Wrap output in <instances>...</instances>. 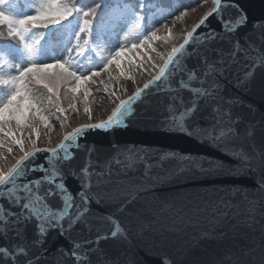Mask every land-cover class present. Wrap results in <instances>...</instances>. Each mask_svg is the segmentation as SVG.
<instances>
[{"label": "snow or ice", "instance_id": "1", "mask_svg": "<svg viewBox=\"0 0 264 264\" xmlns=\"http://www.w3.org/2000/svg\"><path fill=\"white\" fill-rule=\"evenodd\" d=\"M205 6L190 30L173 34L177 21ZM18 7L14 0H0V149L14 159L10 167L0 166V264H43L53 235L66 241L54 249L63 264H116L100 241L124 242L134 235L121 217L146 188L126 186L123 200L95 224L91 206L103 203L97 198L102 185L142 157L101 154L87 143V134L126 127L136 102L153 90L164 93L155 117L163 130L216 144L240 161L254 186L253 198L246 193L240 206L223 197L193 206L164 202L154 211L157 220L236 214L255 223L264 217V137L257 141L255 126L245 125L246 117L236 111L238 98H226L221 89V81L239 68L229 80L233 90L264 98V7L253 18L242 0H197V8L180 11L171 26L167 18L153 23L145 0H29L22 14ZM159 41L165 51L157 50ZM85 60L92 66L85 68ZM137 73L150 79L140 86ZM128 82L134 86L130 95ZM96 83L114 107L106 119L92 122L88 101L95 99ZM78 98L89 122L65 132L55 146L38 147L41 127L51 145L50 116L67 128L69 111L79 114ZM248 110L254 111L251 105ZM0 159L7 156L0 152ZM208 164L210 173L229 171L222 162ZM68 176L77 182L74 193L65 183ZM241 259L264 264V242ZM159 264L173 261L164 254Z\"/></svg>", "mask_w": 264, "mask_h": 264}, {"label": "water", "instance_id": "2", "mask_svg": "<svg viewBox=\"0 0 264 264\" xmlns=\"http://www.w3.org/2000/svg\"><path fill=\"white\" fill-rule=\"evenodd\" d=\"M242 3L253 18L264 7L262 0H242ZM239 71L235 68L234 74ZM234 74L221 81L222 92L226 98H238L236 111L246 117L245 125L251 123L255 126L253 134L259 141L264 137V120L261 119L264 117V98L234 91L229 82L234 79ZM163 101L164 93L157 94L153 90L136 102L126 127L108 132L95 130L87 134V143L98 148L101 154L119 152L124 159L133 152L142 157L135 160L132 169L121 170L118 176L113 177L112 183L100 187L97 198L103 203L91 206L95 215L89 219L93 224L98 215L111 211L123 200L126 186L144 185L146 188L121 217L133 227L134 235L124 242L101 240L100 246L115 257L116 264H159V258L164 254L171 257L173 264H243L241 254L250 248H258L264 242V217L258 215L256 222L252 223L248 217L236 214L222 219L207 214L186 216L175 221L157 220L154 215L164 202L176 207L193 206L223 197L233 206H240L246 193L252 194L249 199L254 196L253 180L237 158L225 155L221 148L208 140L169 133L159 126L155 117ZM249 105L254 109L251 113ZM110 113L102 119H92V122L104 120ZM88 122L85 120L83 123ZM62 136L51 145L44 142L37 143V146H55ZM172 153L175 155H170ZM210 160L222 162L229 171L210 173ZM12 163L14 159L6 167ZM65 183L74 193L76 180L68 176ZM141 224L144 226L142 234ZM84 235L90 234L85 231ZM91 235L94 238V234ZM60 244L66 245V241L57 239L55 235L50 238L48 247L52 250L44 257L43 264H63L59 253L54 250Z\"/></svg>", "mask_w": 264, "mask_h": 264}, {"label": "rangeland", "instance_id": "3", "mask_svg": "<svg viewBox=\"0 0 264 264\" xmlns=\"http://www.w3.org/2000/svg\"><path fill=\"white\" fill-rule=\"evenodd\" d=\"M195 8H197V6ZM189 13L192 14L191 11ZM196 21H197V19L191 20V19L187 18L186 23L188 26H191ZM180 29L181 30L186 29V27L181 24ZM48 58H50V56ZM84 65H85V62H84ZM85 67H86V65H85ZM146 75H147V73H144L143 75H140L141 77L139 76L137 78L138 84L141 83L142 78ZM105 82H107V81H105ZM91 86L93 89V94L95 96V99L90 97L89 101H88V105L92 110V117H94L95 119H102L107 113H109L113 109L114 104L111 102V99L108 95H106L105 93H103L101 91H97V89L100 90V87H102V90H104L103 85L96 83V84H92ZM127 87H128V94H130L132 92L131 87H133L131 82H128ZM77 105H78V108L80 109V112L77 115V114H72L69 111V113H68V117H69L68 118V127L67 128H61L59 125V122L56 120L55 116L49 117L50 121L54 125V129L50 133L51 138H52L51 142H56L68 129H72L73 127L77 126L80 122L84 121L87 118V116L83 113L84 102H83L82 98H78ZM63 106H65V107L67 106L66 101L64 102ZM53 111H54V109H53ZM47 131H48L47 129H43L41 127V137L39 138L38 143L47 142V139L45 137V133ZM17 154H19L18 149L15 150V152H14V155H17Z\"/></svg>", "mask_w": 264, "mask_h": 264}, {"label": "trees", "instance_id": "4", "mask_svg": "<svg viewBox=\"0 0 264 264\" xmlns=\"http://www.w3.org/2000/svg\"><path fill=\"white\" fill-rule=\"evenodd\" d=\"M14 2L19 4V7L16 9L17 14H22L27 11L29 0H14ZM85 2L91 3V0H85ZM109 2L115 3V0H109ZM145 2L149 5L147 16L153 23H162L165 18H167L168 21L185 8L192 9L197 6V0H145ZM151 26L152 25H149V28ZM51 58V56L48 58L49 61ZM86 62L89 67L92 66L89 60H86ZM64 102L65 101L62 100V104H64Z\"/></svg>", "mask_w": 264, "mask_h": 264}, {"label": "bare ground", "instance_id": "5", "mask_svg": "<svg viewBox=\"0 0 264 264\" xmlns=\"http://www.w3.org/2000/svg\"><path fill=\"white\" fill-rule=\"evenodd\" d=\"M206 7L207 6H205L204 8H198L197 9V12L196 13H189V16L188 17H185L184 18V20H182V21H177L176 22V24H175V27L173 28V34L175 35V36H181V35H183L184 33L182 32V30L180 29V25L182 24V25H184L185 27H186V29H190L191 28V26H188L187 25V18H189V19H197V16L198 15H200V14H202L205 10H206ZM191 14V15H190ZM168 23H169V25L171 26L172 25V19H170V20H168L167 21ZM178 42V41H177ZM165 49H166V46L163 44V42L162 41H159V42H157V50L158 51H165ZM141 74H139V73H137V78L140 76ZM141 77V76H140ZM150 78V76L147 74L146 76H144L143 78H142V81H144V80H147V79H149ZM141 81V82H142ZM139 85H140V83H139ZM133 86V85H132ZM110 88H111V86H110ZM134 91V86L133 87H131V91ZM99 91H101V92H103L104 93V90H102V87H100V90ZM26 132H27V130H26ZM0 152H3L4 153V155L5 156H7V159L6 160H4V159H0V166H2V167H6V165L13 159V156H8L7 155V153H6V149H0ZM15 152V151H14ZM16 156V155H15Z\"/></svg>", "mask_w": 264, "mask_h": 264}, {"label": "built area", "instance_id": "6", "mask_svg": "<svg viewBox=\"0 0 264 264\" xmlns=\"http://www.w3.org/2000/svg\"><path fill=\"white\" fill-rule=\"evenodd\" d=\"M146 80H144V81H142L141 83H140V86L145 82ZM133 91V90H132ZM92 119H95L94 117H92ZM85 120H88L87 118L85 119ZM84 120V121H85ZM84 121H82V122H80L77 126H79L80 124H82ZM77 126H75V127H77ZM75 127H73V128H75ZM72 128V129H73Z\"/></svg>", "mask_w": 264, "mask_h": 264}]
</instances>
